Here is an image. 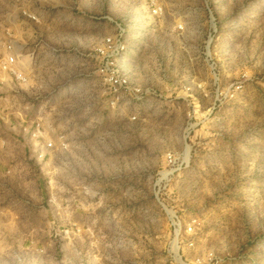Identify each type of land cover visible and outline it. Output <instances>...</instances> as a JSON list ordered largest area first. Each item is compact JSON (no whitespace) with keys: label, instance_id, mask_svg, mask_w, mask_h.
Listing matches in <instances>:
<instances>
[{"label":"rangeland","instance_id":"374dc122","mask_svg":"<svg viewBox=\"0 0 264 264\" xmlns=\"http://www.w3.org/2000/svg\"><path fill=\"white\" fill-rule=\"evenodd\" d=\"M9 40L0 264H264V0H0Z\"/></svg>","mask_w":264,"mask_h":264},{"label":"built area","instance_id":"2783aa9c","mask_svg":"<svg viewBox=\"0 0 264 264\" xmlns=\"http://www.w3.org/2000/svg\"><path fill=\"white\" fill-rule=\"evenodd\" d=\"M161 11L159 7L153 8V13H158ZM22 14L28 17L30 20L38 21L40 13L37 11L30 10H21ZM98 19V17H93ZM114 31L111 34H108L104 39V46L98 48V51L101 55V62L98 64L97 72L103 76H106L107 80L111 84V87L115 91H129L132 98L141 99L144 96L146 91H143L140 88H130L129 76L126 75L123 70L117 66L116 63L118 58L123 57L129 48L128 39H127V29L118 21L113 20ZM5 53H2L0 56V70L10 74L11 76L19 79L21 81L26 80V74L24 68L21 66L20 57H23L21 47L14 41L9 40L5 45ZM134 93V95H133ZM40 126V123H37V127ZM36 135V133L34 134ZM52 143H49L51 146Z\"/></svg>","mask_w":264,"mask_h":264},{"label":"crops","instance_id":"0c3cea01","mask_svg":"<svg viewBox=\"0 0 264 264\" xmlns=\"http://www.w3.org/2000/svg\"><path fill=\"white\" fill-rule=\"evenodd\" d=\"M52 52V51H51ZM50 54V53H49Z\"/></svg>","mask_w":264,"mask_h":264}]
</instances>
